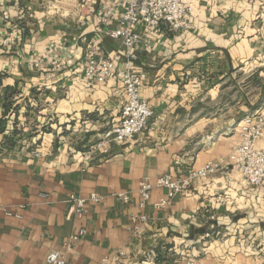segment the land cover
<instances>
[{
	"label": "crops",
	"instance_id": "1",
	"mask_svg": "<svg viewBox=\"0 0 264 264\" xmlns=\"http://www.w3.org/2000/svg\"><path fill=\"white\" fill-rule=\"evenodd\" d=\"M121 1L0 0V118L36 120L34 126L46 127L42 133L32 130L34 141L40 140L33 148L7 144L8 130L0 131V264H46L47 253L63 248L80 227L66 216L69 194L91 192L101 199L89 203L86 232L66 249V264L258 262L262 254H249V241L236 232L259 226L264 231V185L250 186L230 161L241 140L236 123L261 97L249 104L245 84L246 68L256 60L264 65V0H184L189 27L170 30L162 23L151 35L139 28L144 37L134 48L133 68L147 72L141 95L153 115L107 159H85L72 144V125L87 116L109 127L118 119L122 96L115 78H85L79 36L103 37L108 54L122 48L105 33L119 24ZM64 57L72 64L62 63ZM238 69L239 94L233 99L225 87ZM12 91L17 93L10 97ZM58 124L69 137L62 135L54 145ZM100 133L86 129L81 143ZM257 145L264 148V135ZM35 148L39 156L31 152ZM222 159L213 174L195 180L167 206H154L167 196L162 187L139 206L142 177L182 176L188 167ZM138 213L148 219L133 232L131 216ZM151 253L160 255L149 260Z\"/></svg>",
	"mask_w": 264,
	"mask_h": 264
},
{
	"label": "built area",
	"instance_id": "2",
	"mask_svg": "<svg viewBox=\"0 0 264 264\" xmlns=\"http://www.w3.org/2000/svg\"><path fill=\"white\" fill-rule=\"evenodd\" d=\"M121 5L123 8L118 17L119 24L106 30L105 33L109 37L119 39L122 48L108 54L102 48L103 37L85 33L79 36V43L83 49L82 69L85 78L88 81L100 82L115 78L119 81V87L115 91L120 92L122 96L118 119L105 128L96 140L82 144V148L77 150L85 159H107L113 147L133 139L145 128L153 115L148 100L141 95L142 87L148 79L147 72L133 68V62L138 58L134 48L144 37L139 28L144 29L146 35H151L162 23H165L170 30L189 27L187 13L190 6L184 0H122ZM112 11V8L106 10L105 17H108ZM19 36L20 33L15 31L14 37ZM50 45L53 48L55 43ZM39 61L40 59L35 65H38ZM61 62L72 64V59L64 57ZM53 63L59 65L56 59ZM239 130L241 140L233 151L230 164L239 169L250 186L264 185V148L257 145L264 135V114L255 118L244 117L239 124ZM31 152L36 156L40 154L37 148ZM221 163H224V159L220 162L210 160L199 167H188L182 176L164 173L153 179L148 176L142 177L137 189L141 197L139 206L145 205L151 191L156 187L166 188L167 196L155 201L154 206L156 208L167 206L176 194L187 189L195 180L207 179ZM118 196L123 200L128 199L126 194H118ZM100 199L101 196L96 192H91L88 196L69 194L66 216L78 220L80 227L76 234L63 242V248H53L47 253L46 264H66V249L71 248L72 244L86 232L84 220L89 210V203ZM7 213L11 214L10 211ZM15 215L19 216L16 213ZM147 219L144 213L133 214L129 229L133 232L138 231ZM158 255L160 253H151L149 260H154ZM187 261L190 264L194 263L192 258Z\"/></svg>",
	"mask_w": 264,
	"mask_h": 264
},
{
	"label": "rangeland",
	"instance_id": "3",
	"mask_svg": "<svg viewBox=\"0 0 264 264\" xmlns=\"http://www.w3.org/2000/svg\"><path fill=\"white\" fill-rule=\"evenodd\" d=\"M253 62L254 63L250 64L248 66V68H246L249 80H248V84H245L246 85L245 90H247V92H248L247 94H248L249 104H252L250 102L255 100L256 96L260 95L261 97L257 100L256 103H254V105L249 106V110L237 121L236 125L240 124L241 120H243L244 117L249 116L251 118H255V116H258L260 114H264V65H257L258 60L253 61ZM258 66H261V67H258ZM242 75H243V72H242ZM240 77H241V72L239 71V69L236 71L234 70L232 72L231 81H230L229 85L227 87H225L226 90H228V91L230 90L229 92H231L233 99L237 98L238 97L237 94H239V93H236V91H237V87H236L237 82L236 81L239 82ZM242 78H243V76H242ZM16 93L17 92L12 91L9 94V96L13 97V95ZM9 106L13 107V109L16 107V106H12L11 104H9ZM10 119H11L10 117L9 118L8 117L0 118V131L8 130L7 133H4L5 140H3V141L7 142V144L21 143L23 145L29 146V148H33L36 146L37 143H40L39 139L35 138V141H34V138H32L33 137V135H31L32 130L39 129L36 131V133H42V132L46 131V127L34 126V123L38 124V122L36 120L34 122V121L24 119V120H20V121L18 120L16 122L15 121L12 122V121H10ZM111 124L112 123H110V125ZM101 125L102 124H101L100 118H97V117L89 118L87 116L84 119L82 118L78 122V124H73L71 127V131L74 130V132L78 136H80V137H78V139L76 138V136H77L76 134L73 135V137L70 136L73 139L72 144H74L76 146V148L81 149L82 144H84V143H81V140H80L81 136H83V132L86 129H88V130L92 129V130H95V132L98 129L99 131L102 132L106 127H108L105 125V127L103 128V127H101ZM59 126H60V124H58L56 126V129L60 130V134H59V136H57L54 139V141H53L54 145H55V143L57 145H59V142H58L59 137H60V139H62V137H61L62 135H65V137H69V130L64 129L63 127H59ZM262 229L263 228L261 226H259L257 229L252 228V227H248L246 229V231L244 230L242 232H236V233H239V235H240V236L237 235L238 239L241 238V239H243L244 242L249 241V243H248L249 248H247L249 254L253 255L256 253L257 250H258V255L262 254V257L258 258L259 259L258 262H256V263L251 262L248 264H264V244L257 247V243L261 240H264V231ZM231 233H234V231H231ZM210 239H212V234L209 235V237H206L205 239L200 240L197 243L198 244L197 248H199V246L200 247L203 246V243H204L203 241L210 240ZM199 250L202 251L201 249H199ZM202 252H205V251H202ZM195 253H197V252H195ZM191 257L195 258V256H191Z\"/></svg>",
	"mask_w": 264,
	"mask_h": 264
},
{
	"label": "water",
	"instance_id": "4",
	"mask_svg": "<svg viewBox=\"0 0 264 264\" xmlns=\"http://www.w3.org/2000/svg\"><path fill=\"white\" fill-rule=\"evenodd\" d=\"M117 149H119L118 146H117L116 148H113V149L110 151V153L117 151Z\"/></svg>",
	"mask_w": 264,
	"mask_h": 264
}]
</instances>
